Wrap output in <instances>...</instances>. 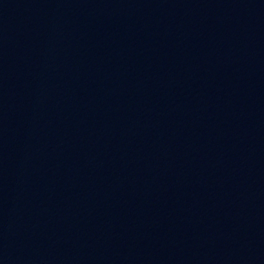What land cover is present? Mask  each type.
Instances as JSON below:
<instances>
[{"label":"water","instance_id":"water-1","mask_svg":"<svg viewBox=\"0 0 264 264\" xmlns=\"http://www.w3.org/2000/svg\"><path fill=\"white\" fill-rule=\"evenodd\" d=\"M0 264H264V0H0Z\"/></svg>","mask_w":264,"mask_h":264}]
</instances>
